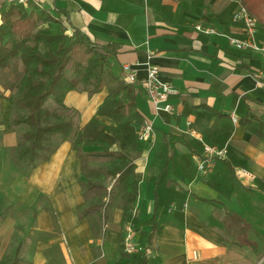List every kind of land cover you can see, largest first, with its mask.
Wrapping results in <instances>:
<instances>
[{
	"label": "crops",
	"instance_id": "0c3cea01",
	"mask_svg": "<svg viewBox=\"0 0 264 264\" xmlns=\"http://www.w3.org/2000/svg\"><path fill=\"white\" fill-rule=\"evenodd\" d=\"M29 3L54 18L41 25L43 32L70 37L78 29L104 46L117 75L123 77L124 64L141 63L132 85L138 90V110L153 125V134L139 140L140 148L132 154L138 197L125 222L118 176L103 182L117 195L105 198L109 206L100 236L87 218L79 216L86 205L82 181L87 177L81 176L71 139L27 173L17 169L21 174L16 177L13 171L16 182H5L0 168V263L7 259L17 264H253L254 253L263 252L259 246L264 244L260 223L264 219V89L254 80L255 72L264 71V54L241 52L229 44L227 36L246 38L243 20L233 19L240 1ZM9 5L8 0H0V24L1 11ZM256 21V39L264 43V27ZM197 25L217 33H201ZM148 60L158 66L160 80L178 91L169 100L171 113L156 114L142 89ZM106 94L89 98L74 91L64 103L78 111L82 127ZM1 126L0 150L15 148V128L8 123ZM190 127L206 143L228 148L227 158L217 161L206 176L198 172L195 160L203 144L188 133ZM7 158L4 155L6 166ZM238 168L247 169L255 179H238ZM88 170L106 172L107 168ZM120 233L124 238L131 233L133 253L119 250ZM251 241L256 248L249 245Z\"/></svg>",
	"mask_w": 264,
	"mask_h": 264
},
{
	"label": "trees",
	"instance_id": "16d2710c",
	"mask_svg": "<svg viewBox=\"0 0 264 264\" xmlns=\"http://www.w3.org/2000/svg\"><path fill=\"white\" fill-rule=\"evenodd\" d=\"M239 1L264 27V0ZM1 17L0 70H11L16 61L22 67L18 79L21 109L13 114L12 121L24 128L13 150L14 159L32 168L42 158L48 160L61 143L71 139L84 171L82 177H87L86 182L82 181L86 205L79 216L89 220L96 235L105 223V198L113 195L115 189L109 190L100 180H94L99 178L97 175L88 176L85 172L91 168V157L109 159L101 179L110 177L113 181L118 176L125 222L138 197L132 154L140 148L138 131L145 122L137 107L138 90L114 72L108 50L87 34L78 29L70 37L43 32L41 25L53 22L54 18L37 5L10 4L2 9ZM79 90L89 97L102 91L107 93L82 127L76 119L77 111L64 103L68 93ZM54 138H59V142L52 146ZM46 151L50 154L43 157ZM249 245L256 248L257 244L251 241ZM118 247L126 253L123 233L118 236ZM255 254L261 256L258 251ZM17 263L3 260V264Z\"/></svg>",
	"mask_w": 264,
	"mask_h": 264
},
{
	"label": "built area",
	"instance_id": "2783aa9c",
	"mask_svg": "<svg viewBox=\"0 0 264 264\" xmlns=\"http://www.w3.org/2000/svg\"><path fill=\"white\" fill-rule=\"evenodd\" d=\"M9 4H20L27 6L29 0H8ZM234 21L243 20L246 28V38H236L233 36H227L229 44L238 51H247L254 50L259 51L264 54V43H258L256 39V34L258 31L256 19L248 12V10L241 6L240 9L233 15ZM196 30L204 34H216L217 31L212 27H205L202 25H197ZM153 55V52L148 53V58L150 59ZM141 63L136 64H124V81L128 84L136 83V74L137 67ZM147 67V77L141 82L142 89L144 90L148 99L153 103L156 114L160 112H169L173 111L172 104L169 102L170 97L176 95L178 91L168 83H164L160 80L159 77V68L156 65H153L148 62L145 63ZM254 80L256 84L264 89V71L259 70L254 74ZM234 122L237 121V118L233 116ZM190 126V123H188ZM192 136L197 138L203 144V152L201 155H196L195 160L197 164V170L201 175H208L213 170L215 163L217 161H222L227 158L228 148L227 146H217L206 143L202 135L197 133L195 130H188ZM153 134V125L151 123L144 122L141 128L138 131V140L144 141L149 139ZM236 176L240 180H249L253 181L255 179L254 175L245 168H238L235 172ZM125 251L128 253H133L135 248L131 241V233H128L124 239Z\"/></svg>",
	"mask_w": 264,
	"mask_h": 264
},
{
	"label": "rangeland",
	"instance_id": "374dc122",
	"mask_svg": "<svg viewBox=\"0 0 264 264\" xmlns=\"http://www.w3.org/2000/svg\"><path fill=\"white\" fill-rule=\"evenodd\" d=\"M21 70H22V67H21L20 61H16L11 70H9V69L0 70V102H2L0 105V128H2L1 125H3L4 123H8L10 125V129L14 130V128H15L14 131L16 132L15 133L16 137H18V143L20 141V134H21L24 126L23 125L22 126L15 125L12 121V117H13V114L17 110L19 111L21 109V105L19 103V99L21 96V92H20L21 90L19 89V83H18V79L21 75ZM75 92L84 93L89 97L88 93L85 91L79 90V91H75ZM89 98H91V97H89ZM51 105H52L51 107H55V104H51ZM70 109H72V108H70ZM73 110H75V109H73ZM78 115L79 114L77 111V116H76L77 121H78ZM3 133H4V131L0 129V135ZM58 142H59V138H54L52 146L56 145V143H58ZM14 149L15 148H10V149L8 148L5 151H3L2 149L0 150V168H2V175L5 176L4 177L5 182L8 180L9 183L17 181L15 176L12 177V175H11V173L13 171H14V173H16V177H18V175L21 174L23 172V170H24V172L27 173V170L30 169V167L26 166L25 163H19L14 159L15 158L14 153H13ZM55 151L51 154L49 153V151H46L43 153L44 154L43 157L47 156V155L49 156V154L51 157L54 155ZM4 155H6V157H8L7 162L9 164L7 166L5 164L6 162L5 163L3 162L6 159V158L4 159ZM41 161H44L43 158L41 160H39L38 162H41ZM108 163H109V159L99 157V156L98 157H91L89 159V164H90L91 168H98V167L106 168ZM78 164H79V168H81V176H82L84 171L82 170V167L80 165V161L78 162ZM17 169L20 170L21 173H19L17 171ZM92 173H94L95 175H97L99 177L98 179H94V180H97V181L100 180L102 183L105 180H107V177H106L102 181L101 178L104 175V171H102V170H98V171L95 170V172H93V171L89 172V170L87 169V173L85 172V174L88 176H91ZM32 187L30 186L31 190H33ZM113 195L116 196L117 191H114ZM113 195L111 197H113ZM0 203H2V202L0 201ZM107 206H109V203L107 204ZM1 207H3V204L0 205V208ZM33 209L35 210V207ZM260 223L264 226V219ZM259 247L262 248L263 252H261V256H258L257 254L254 253L253 264H264V244H263V247L262 246H259ZM6 255L12 257V254H6ZM0 264H2V263H0Z\"/></svg>",
	"mask_w": 264,
	"mask_h": 264
}]
</instances>
